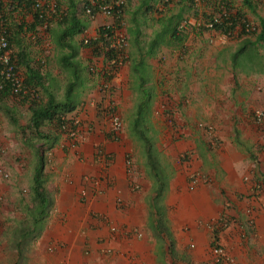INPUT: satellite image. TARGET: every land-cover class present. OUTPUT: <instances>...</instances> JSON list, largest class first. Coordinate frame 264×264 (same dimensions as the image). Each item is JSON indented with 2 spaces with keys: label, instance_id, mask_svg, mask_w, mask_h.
<instances>
[{
  "label": "crops",
  "instance_id": "0c3cea01",
  "mask_svg": "<svg viewBox=\"0 0 264 264\" xmlns=\"http://www.w3.org/2000/svg\"><path fill=\"white\" fill-rule=\"evenodd\" d=\"M53 1L64 10L75 2L85 29L61 49L48 32L55 64L42 69L50 85L45 87L55 99H64L77 69L76 108L71 113L92 120L93 126L76 146L63 135L50 148V221L32 241L48 233L47 241L61 242L63 248L50 254L46 263L207 264L210 246L217 242L237 264H264V130H257L264 129V118L257 123L253 116L256 110L264 111V70L247 71L241 59V65L233 68L234 51L211 42V30L183 24L197 21L186 18L198 13L188 0H161V5L160 0L148 4L128 0L123 13L127 57L113 91L122 134L118 141L107 140L99 135L103 121L97 113L98 80L87 72L92 57L82 40L95 36L111 18L101 12L86 14L83 4L91 0ZM178 12L183 16L175 35L168 21ZM17 17L15 11L14 22ZM51 24L58 31L57 20ZM21 43L27 47L24 40ZM19 69L22 72L23 67ZM42 95L46 98L45 91ZM146 99L153 170L142 142L131 132L134 115ZM199 121L209 123L205 129L214 127L219 146L207 147ZM128 138L138 140L142 151L133 157V181L125 169V154L133 151ZM95 143L111 155L105 164L95 159ZM184 150L190 156L179 164L177 155ZM9 169L18 175L23 170L17 172L15 164ZM197 169L208 181L189 188L188 173ZM135 182L138 189L131 186ZM223 213L230 222L217 233L211 226ZM113 225L118 227L115 233L110 231ZM131 228L142 235L126 231Z\"/></svg>",
  "mask_w": 264,
  "mask_h": 264
},
{
  "label": "rangeland",
  "instance_id": "374dc122",
  "mask_svg": "<svg viewBox=\"0 0 264 264\" xmlns=\"http://www.w3.org/2000/svg\"><path fill=\"white\" fill-rule=\"evenodd\" d=\"M221 7L222 9H224V7H228L233 12L240 10L244 14V16H246V18H248L249 21L254 25L256 24L258 25L259 23L256 13L259 15L264 14V0H261L258 3L255 14L253 11L247 9L242 4V0H210V2L199 1L197 3V7H194L197 9L198 13L194 14L193 11L191 12V14L190 13L186 14L187 20L188 18L191 17L190 19H193L194 21L197 19V21L187 23L186 20H183L184 21L183 24L194 25L195 27H199L204 31H208L210 29H207L204 26V23L207 21L205 15L208 16L210 14L213 15L218 14L219 13L218 9H221ZM20 19H21L20 17H17V22ZM30 20H31L30 15H27L25 21L29 22ZM197 22L199 24H197ZM37 31H39V33ZM211 31H212V35L210 37V41L215 43V45H223L224 50L230 49V51L232 52L236 51L240 46V44L242 43V41L244 40V38H246L245 35H241V27L239 26H237L235 31L232 32L231 34H225L223 32H219L214 29H212ZM38 36L40 38L39 41L37 40ZM20 37L22 40H24L27 43V47H25V49L28 53L29 58L33 60V64L40 65L42 69L44 68L46 69L48 67L53 66V64H55L54 59H52L54 55L53 52L51 51L52 43H51L50 35L47 30L43 31L37 27L35 32H30V31L23 32L21 33ZM251 37L253 38V36ZM258 48H259L258 51H260V53H264V41H262L261 44L258 45ZM12 49L13 51L16 50L14 46L12 47ZM249 53L251 55V52ZM260 55L261 54L254 55V58L249 62V64L255 66L256 68L263 66L264 59L262 58L263 60L261 63L258 61ZM54 70H58L57 66ZM44 71L45 70H40V73L43 75L44 86L49 88L50 87L49 81L47 82V79H45ZM21 73L23 77H25L24 70H22ZM54 87L55 86H53V91H55ZM38 88H39L38 101L40 102L41 99H45V95L44 96L42 95L44 89L40 87ZM61 88L62 87L58 85L57 91H60ZM97 91L99 93L98 89ZM99 95L101 97L100 93ZM112 100L115 104V112L119 115V117H121L120 114L117 112L116 101L113 97V94H112ZM1 102L3 103V105L13 110L14 115L18 119V124L21 127H25L27 125L29 121L28 102L22 101V98H16L12 96L3 97ZM97 113H99L98 110ZM99 116L100 118H102L101 120L103 121L102 127L99 128V135H102L107 140L112 139L113 141H118L122 134L121 130L119 133H113V132L111 133L108 122L103 117H101L100 114ZM73 117H78L80 119V127H79L80 137L77 140L70 141V139H68V137H66L65 134L61 132L58 135V138H61V136L64 135L66 137V140H69V145L73 144V146H76L78 143L83 142L85 138H87L86 135L90 131L89 128H92L93 125H90L92 120L83 121L82 117L76 115L74 116L73 113L67 114L68 119H71ZM204 124H209V123H205L203 121H199L197 123V127L200 129L202 133L201 138L203 141H205V144H207L208 148L214 149L216 148L215 145L218 142L217 137L215 136L214 133V127L212 126V130L210 127V131H209L208 129H205L203 127L206 126ZM44 128L47 130L48 129L52 130L53 126L51 124L50 125L48 124L45 125ZM257 130L263 131L264 129L257 128ZM24 137H28V139H24ZM158 137L159 135L155 133L154 138H158ZM133 139L128 138V141L130 143L132 142L131 144L133 145V149H132L133 151L125 154V169L130 181H133V177H135L136 175L133 157L135 156V154L140 155V153H142L139 141L138 140L136 141L135 139L133 141ZM36 140L37 139L34 138L31 139V133L29 132V130H26V132H22V130L20 131L17 128V126H15L9 120V118L5 113V110L0 108V165L2 166L4 165L7 171H10L9 166L11 164L16 165L17 172L23 169L19 175L10 171L9 177L7 179H3L0 181V264H47L46 262L48 260V256H50V254L54 253L58 249L63 248V244L61 242H54L53 240L47 241L48 238L47 232H46L47 234H44L42 235V237L37 238L36 242L32 241L33 234H29L28 243H25L26 240L22 241L21 247L23 250H21L20 247V250L22 251V254H20L16 248L19 239L15 234L12 233L13 227L17 221L27 220L28 218L25 205L31 204V202L29 201V187L31 185L32 175H33L31 169L34 168L35 159H36L35 146L32 147L31 144H33ZM42 143H43L42 141H37L36 146L38 147L42 145ZM217 145L219 146V143H217ZM93 149L96 160L98 161L101 160V162L105 164V162H107L108 159H110L111 156L110 153L107 152L103 148V146H101L100 143H95ZM44 155H45L44 175L46 177L45 185L47 188V178L49 172L51 171L50 166L53 158L50 149H46ZM188 156H190L189 152L185 150L181 151L177 155L176 158L177 163L184 164V162L188 160ZM187 165L188 164H186V167ZM187 177H188L189 188L195 187L198 183H203L208 181V176L200 169L190 171ZM131 186L134 189L139 188V185L136 182L131 183ZM47 191L49 194L50 191L48 189ZM84 194L85 193L82 192L80 193L81 196H84ZM50 197L51 196L49 194V198ZM214 219L216 221V222L213 221L215 227L213 226L211 227L212 229L216 228L217 233L221 228H224V224L226 225L228 222H230V219L228 221V217L225 216L224 213L219 214V216ZM251 219L254 220L255 216H253V218ZM45 220H46L45 222V226H46V224H48V222L50 221V216H47ZM219 220L221 221L220 223ZM117 230L118 227H116V225L110 227L111 232L115 233ZM126 231L134 235L135 234L142 235V233L137 228H131L130 230H126ZM123 232L126 233L125 230L122 231V233ZM211 232L214 235V232L213 231ZM214 237L216 236L214 235ZM212 246L213 244H211L210 246V250L208 253L209 259L207 260V264H224V263L228 264L225 261H221L219 263L214 261L213 254L211 251ZM221 247L225 251L222 245ZM104 253L105 255L109 254L107 250H104ZM225 253L228 255L226 251ZM235 264H237L236 261Z\"/></svg>",
  "mask_w": 264,
  "mask_h": 264
},
{
  "label": "trees",
  "instance_id": "16d2710c",
  "mask_svg": "<svg viewBox=\"0 0 264 264\" xmlns=\"http://www.w3.org/2000/svg\"><path fill=\"white\" fill-rule=\"evenodd\" d=\"M151 0H145L148 4ZM161 1V0H160ZM201 2L210 0H199ZM198 1V2H199ZM261 0H242V4L249 10L256 12L258 3ZM152 2V1H151ZM191 4L190 9L197 7L195 0H188ZM55 5V14L53 19L57 20L58 31L52 30V24L47 27V31L57 38V42H63L57 46L63 48L64 46H69L68 42L72 41V37L75 34H79L84 31L85 24L77 13V9L74 7L75 2H71L69 8L66 10L62 9L60 4L56 2ZM167 2H164L166 4ZM161 4V3H160ZM152 7V5H150ZM222 9H218L221 12ZM225 16L222 18V21L215 24L214 30L223 32L225 34H231L235 31L237 26L241 27V35H245L246 38L242 41L240 46L232 55L233 68L241 65L239 60H243L245 68L247 71L257 70L263 71L264 65L256 68L249 64V62L254 58V55H259L258 61L261 63L264 59V53L258 51V45L264 41V14L259 15L256 13L258 18V25L252 24L246 16L240 11L237 10L233 12L228 7H224ZM222 10V11H223ZM18 12V16L21 18L18 23L14 22V12ZM96 13V11L94 12ZM124 13V10H123ZM27 15H30L31 20L25 21ZM93 15V14H92ZM89 15V16H92ZM182 13L178 12L173 17L169 18V25H171V31L178 34V25L182 19ZM206 20H211L213 14L208 16L205 15ZM175 18L176 21L173 19ZM0 22L3 23L6 35L9 39V45L13 47L14 45L18 46V50L13 51V58L16 61L18 67H23L24 70V83L28 89V93L23 97L12 95L8 86L6 85L2 90H0V108L5 110V113L9 120L17 126V128L22 132L29 130L31 133V139H37L32 147L35 146L36 152V161L34 165V172L32 176V182L29 187V201L31 204H26L27 220L17 221L13 227L12 233L15 234L19 242L17 243V251L22 254V241L26 240L25 243H28L29 234H33V238H36L40 235L43 226L45 224V219L48 214V208L50 205L49 194L45 185L46 177L44 175V165H45V151L50 149L54 142L57 140L58 135L62 132L61 126L68 120L67 114L71 113L76 108V103L74 100V90L75 84L77 82V69L74 70V79L68 83V87L65 91V98L62 100L55 99L52 92H49L48 89L44 86L43 75L40 73L42 67L40 65L33 64V60L29 58L28 53L25 47H22L20 33L23 32H35L39 25H43L45 20L41 17L39 18V11L34 6V0H0ZM246 27H249V30H246ZM105 31V25L101 27L97 32L98 38H91L88 43L83 45L90 50L91 57L98 55L99 50H103L104 38L102 33ZM253 36V38L251 37ZM180 38L181 36H176ZM38 36V41H39ZM83 41V40H82ZM263 46V45H261ZM60 49H56L59 51ZM251 52V55L250 53ZM263 58V59H262ZM92 61V59H90ZM89 66V65H88ZM87 72L91 74L87 67ZM90 78L92 79V77ZM95 77V76H94ZM96 78V77H95ZM43 88L46 93V98L38 101L39 88ZM43 91V92H44ZM16 97L22 98V101L29 103V121L25 127H21L18 124V119L14 115V112L11 108L3 105L1 102L3 97ZM149 99L146 101H141L137 109V112L134 115V121L131 124V132L139 141L143 144V151L148 160V165L153 170L155 168L154 156L155 153L151 148L150 138L145 128L147 121V111L149 109ZM99 111V110H98ZM52 125V130H47L44 128L45 125ZM28 139V137H24ZM37 141H42V145L36 146ZM158 175V172L154 170ZM217 232V231H216ZM215 232V235L217 234ZM21 247V250H20Z\"/></svg>",
  "mask_w": 264,
  "mask_h": 264
},
{
  "label": "built area",
  "instance_id": "2783aa9c",
  "mask_svg": "<svg viewBox=\"0 0 264 264\" xmlns=\"http://www.w3.org/2000/svg\"><path fill=\"white\" fill-rule=\"evenodd\" d=\"M128 0H91L83 4V10L86 14L92 15L94 12H101L111 18V21L105 24V31L102 37L106 44L103 50H99L98 55L92 56V61L88 70L98 80V90L101 94L98 104V110L110 127L111 133H119L122 128V122L119 115L115 112V104L112 100L113 91L120 83V67L124 64L127 57L128 40L125 32V21L123 20V10ZM196 2L198 0H195ZM56 2L53 0H34V6L39 11V18L45 22L39 25L41 30H47L55 14ZM222 9V7H221ZM223 10V9H222ZM213 15L211 20H207L204 26L207 29H214L215 24L222 21L225 16L223 10ZM20 22V21H19ZM197 24H199L197 22ZM249 30V27H246ZM39 33V31H37ZM98 32L95 36H85L83 43L86 44L91 38H98ZM8 86L12 95L23 97L28 93L24 83V77L13 58V49L9 45V39L6 35L4 25L0 22V90ZM255 121L261 122L264 118V111L256 110L253 113ZM80 119L73 117L68 119L62 126L61 131L71 141L77 140L79 135ZM210 131V127L207 128ZM77 142V141H75ZM0 177L7 179L9 173L0 167ZM214 261L219 263L225 261L228 264H235L232 257L227 255L219 243L213 244L211 248Z\"/></svg>",
  "mask_w": 264,
  "mask_h": 264
},
{
  "label": "clouds",
  "instance_id": "9594fccd",
  "mask_svg": "<svg viewBox=\"0 0 264 264\" xmlns=\"http://www.w3.org/2000/svg\"><path fill=\"white\" fill-rule=\"evenodd\" d=\"M164 1H165V0H164ZM166 1H167V0H166ZM160 2H161V1H160ZM161 4H163V2H161ZM89 64H90V63H89ZM89 64H88V65H89ZM97 83H98V82H97Z\"/></svg>",
  "mask_w": 264,
  "mask_h": 264
}]
</instances>
